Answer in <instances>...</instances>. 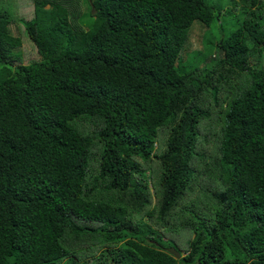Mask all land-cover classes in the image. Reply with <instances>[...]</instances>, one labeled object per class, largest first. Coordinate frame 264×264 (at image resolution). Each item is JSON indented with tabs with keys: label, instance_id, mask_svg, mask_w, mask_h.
I'll use <instances>...</instances> for the list:
<instances>
[{
	"label": "trees",
	"instance_id": "obj_1",
	"mask_svg": "<svg viewBox=\"0 0 264 264\" xmlns=\"http://www.w3.org/2000/svg\"><path fill=\"white\" fill-rule=\"evenodd\" d=\"M228 1L0 0V264H264V1Z\"/></svg>",
	"mask_w": 264,
	"mask_h": 264
},
{
	"label": "rangeland",
	"instance_id": "obj_2",
	"mask_svg": "<svg viewBox=\"0 0 264 264\" xmlns=\"http://www.w3.org/2000/svg\"><path fill=\"white\" fill-rule=\"evenodd\" d=\"M19 6V15L21 20H28L32 17L33 11V0H15ZM212 4H220L224 10H228L230 8L228 0H207ZM239 1V0H236ZM264 1V0H263ZM74 3L80 14H86V2L85 0H74ZM15 9L12 6L11 11ZM15 17V15H14ZM13 17V18H14ZM243 16L238 13V11H231L230 13H226L223 17V21L226 28L232 27L236 25V20L238 22H242ZM18 20L16 19V22ZM19 25L20 32L17 31L15 25H12L11 33L14 36H19L22 41V46L16 51L22 56V62L25 65L30 63H34L39 60V56L36 52L34 44L28 39L22 22H17ZM74 24H78L77 22ZM214 28L217 29L218 25H212L209 28H205L201 26L199 23H194V25L190 28L188 32V39L185 43L182 52L180 54V59L178 64L181 67H184L185 70H190L192 68H196L195 66H203L207 63L209 59L212 58V55L215 53V43L219 41L222 37L220 34H217L214 31ZM264 63V61H263ZM208 97H206L205 102H207ZM207 105V104H206ZM208 150L211 147V144L208 146ZM148 175V173H146ZM208 181H197L195 184L200 185L201 187L204 184H207ZM200 187L197 188V190ZM193 198V197H192ZM152 203L155 204V198L152 199ZM68 259H63L56 264H67Z\"/></svg>",
	"mask_w": 264,
	"mask_h": 264
},
{
	"label": "water",
	"instance_id": "obj_3",
	"mask_svg": "<svg viewBox=\"0 0 264 264\" xmlns=\"http://www.w3.org/2000/svg\"><path fill=\"white\" fill-rule=\"evenodd\" d=\"M166 252L172 255L175 259H179L181 254L173 247L167 248Z\"/></svg>",
	"mask_w": 264,
	"mask_h": 264
}]
</instances>
